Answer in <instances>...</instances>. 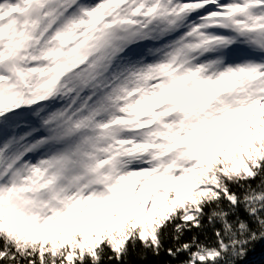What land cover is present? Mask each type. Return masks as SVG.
Segmentation results:
<instances>
[{
	"label": "snow or ice",
	"instance_id": "snow-or-ice-1",
	"mask_svg": "<svg viewBox=\"0 0 264 264\" xmlns=\"http://www.w3.org/2000/svg\"><path fill=\"white\" fill-rule=\"evenodd\" d=\"M261 242L264 0H0V264Z\"/></svg>",
	"mask_w": 264,
	"mask_h": 264
},
{
	"label": "trees",
	"instance_id": "trees-1",
	"mask_svg": "<svg viewBox=\"0 0 264 264\" xmlns=\"http://www.w3.org/2000/svg\"><path fill=\"white\" fill-rule=\"evenodd\" d=\"M166 244H170V241H166ZM129 259L131 264H165V262L171 261V258L165 254H162L159 258L149 255L147 261L141 260L135 254L131 255ZM171 264H176V262L171 261ZM242 264H264V242L258 243L254 250L249 252Z\"/></svg>",
	"mask_w": 264,
	"mask_h": 264
}]
</instances>
